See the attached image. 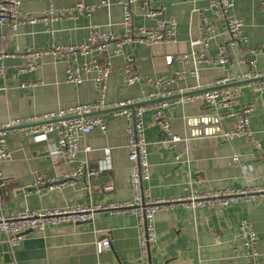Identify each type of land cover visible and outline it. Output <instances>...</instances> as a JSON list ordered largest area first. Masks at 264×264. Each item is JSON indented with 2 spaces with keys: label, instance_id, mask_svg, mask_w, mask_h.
Returning a JSON list of instances; mask_svg holds the SVG:
<instances>
[{
  "label": "crops",
  "instance_id": "0c3cea01",
  "mask_svg": "<svg viewBox=\"0 0 264 264\" xmlns=\"http://www.w3.org/2000/svg\"><path fill=\"white\" fill-rule=\"evenodd\" d=\"M144 1L133 6L134 27L154 29L159 21L174 19V42L128 46L122 55L111 57L105 95L108 108L100 114L106 130L94 129L81 140L77 161H52L49 151L57 142V134L27 136L23 129L9 131L6 138L10 158L2 164L7 184L1 191L0 212L133 201L128 120L114 115L112 108L151 101L150 93L178 97L227 85L241 89L239 106L251 110L248 117L253 137L227 141L223 134L235 127L234 117L220 119L222 112L203 102L183 104L175 102L177 98L167 100L169 106L164 115L171 126L169 138L180 140L170 143L156 124L153 112L144 113L151 175L143 189L151 200L264 189V92L257 89L256 82H248L252 78H244L264 77V11L259 2L236 0L233 15L244 23L245 41L231 45L225 21L209 10L208 0H146V9L159 12L154 18L147 16ZM100 2L24 0L19 7L20 17L36 21L21 22L15 31L11 22L0 25V55L5 56V73L0 75V124L97 101L95 73L84 75L85 81L80 85L67 83V60L46 56L39 69L28 71L24 54L52 45L83 44L93 26L102 32L124 34V11L117 0H110L109 8H101L90 16L43 19L52 8L67 11L78 4L92 6ZM200 16L207 17L217 28L206 52L207 59H215L219 48L228 45L226 65L179 60L190 55L191 40L200 36ZM129 55L135 60V74L143 80L132 86L124 82ZM166 57L174 58L170 65L165 63ZM195 70L197 76L192 74ZM179 73L184 75L178 78ZM147 80H161V86H153ZM105 149L112 151L110 160L104 158ZM234 157L238 158L236 162ZM79 163L99 171L98 176L70 179ZM39 179L62 185L56 189L36 187ZM110 184L114 191L106 192ZM242 221H248L258 236L259 259L255 262L246 258L238 228ZM153 226L156 240L149 246L145 260L140 252L138 217L130 211H99L87 223H65L31 232L13 253L4 250L5 237L0 233V264H264V199H239L226 207L214 208L178 203L157 211ZM103 237L110 240L111 247L98 253L96 242Z\"/></svg>",
  "mask_w": 264,
  "mask_h": 264
},
{
  "label": "built area",
  "instance_id": "2783aa9c",
  "mask_svg": "<svg viewBox=\"0 0 264 264\" xmlns=\"http://www.w3.org/2000/svg\"><path fill=\"white\" fill-rule=\"evenodd\" d=\"M24 0H0V25L6 22L12 23L15 31L17 25L21 22H35L36 19L22 18L19 15V7ZM139 0H117L122 7L123 21L125 29L124 34L116 35L112 32H102L98 27L93 26L89 30V37L83 44L78 45H52L49 49L41 51L28 50L24 55L28 59L27 70L34 71L40 68L41 60L46 56H51L56 60L65 59L68 61L66 70V82L80 85L85 79L84 75L95 73L98 99L94 103L80 104L60 109L57 112H49L43 115L31 117L28 119H16L6 124H0V199L1 191L7 182L2 173V164L10 158V152L7 144V133L18 127H22L27 136H47L57 134V142L49 151L52 161L57 164L61 161L75 162L78 160L81 140L90 134L94 129L106 130V124L103 117L93 113L107 109L105 102L106 83L111 74L110 59L112 56L122 55L124 48L134 45H157L169 44L174 42L177 29V22L172 20L159 21L154 29L144 27H134L133 6ZM259 2L264 11V0ZM143 8L146 9L147 2L144 1ZM209 10L216 17L223 19L227 26V32L230 36V44L238 45L245 41L243 35L244 23L241 19L233 15L236 0H208ZM110 0H101L100 4L86 6L78 4L67 11H57L51 9L45 13L44 20H56L60 16L73 15L90 16L101 8H109ZM147 16L154 18L159 12L146 9ZM200 36L191 40L190 55L179 57L180 61H192L195 64L210 63L213 65H226L229 63L227 55V46L222 45L219 48L218 55L213 60H208L206 52L209 48L211 39L217 34L215 24L205 16L199 19ZM4 55H0V75L5 73L2 60ZM173 57H166L165 63L170 65ZM129 65L124 70V82L128 86L142 83L143 80L134 72V57L129 55ZM198 75L197 70L192 73ZM184 73H179L181 78ZM244 78H258L257 76H245ZM151 85L160 87L161 80L157 82L149 81ZM257 89L264 92V80L256 82ZM241 89L239 87L228 88L217 86L211 90H205L198 94L182 96L175 99L177 103L191 104L201 100L205 105L221 111L220 119L234 117L236 125L233 129L226 131L223 136L227 141L241 138H252L248 117L249 109H242L239 106ZM170 97L167 93H150L149 100L167 99ZM133 103H123L116 105L114 115L124 116L128 120L127 129V148L128 158L131 163V181L134 200L125 203H115L109 206H85L76 205L67 208L42 209L39 211L25 210L14 213L0 212V233L5 237V243L8 251L13 253L31 232L44 231L49 226H58L65 223H87L90 222L94 215L99 211H108L117 213L121 211H130L138 217V228L140 231V252L143 260L148 258L149 246L155 242L156 234L153 226L154 215L157 211L171 208L178 203L190 205L193 208L200 206L226 207L239 199L258 200L264 199V189L254 190H236L222 191L205 194H192L187 197H178L171 199L151 200L146 196L143 189V183L150 179V165L148 162L149 143L145 137V127L143 115L146 111H152L156 124L163 133L168 137L170 143L178 142L177 137L169 138L170 122L164 115V110L169 106V102L163 101L157 104L139 106L135 109L129 108ZM89 149H87L88 151ZM112 155L111 149L104 150L105 160H110ZM235 162L237 157L233 159ZM99 171L89 169L88 165L79 163L76 171L70 179L79 180L94 178L98 176ZM50 186L56 189L62 185L60 182L39 179L36 187ZM106 192L114 191L113 184L105 188ZM239 235L243 242V248L246 258L250 262L259 259L257 251L258 236L253 226L248 221H242L239 225ZM111 247L110 240L103 237L96 242V250L103 253Z\"/></svg>",
  "mask_w": 264,
  "mask_h": 264
},
{
  "label": "water",
  "instance_id": "95a60500",
  "mask_svg": "<svg viewBox=\"0 0 264 264\" xmlns=\"http://www.w3.org/2000/svg\"><path fill=\"white\" fill-rule=\"evenodd\" d=\"M262 80H264V77H263V78H258V79H252V80H250V81H248V82H249V83H254V82L262 81ZM238 84H239V83H238ZM222 87H231V85L222 86ZM208 90H211V89H208ZM201 92H203V91H201ZM201 92L188 93V94H185V95H179L178 97H168L167 99H156V100H151V101H147V102L134 103V104L130 105L129 108H131V109H135L136 107H139V106H146V105H150V104H157V103H160V102L165 101V100H172V99L179 98V97H182V96H189V95H192V94H198V93H201ZM197 102H202V101L199 100V101H197ZM197 102H195V104H196ZM112 110H114V109H112ZM104 112H106V111H99V112H96V113H93V114H94V115H99V114H102V113H104ZM216 118H217V121H218V117H216ZM216 118H215V119H216ZM189 120H190V119H189ZM21 128H22V127H18V128H16V129H21ZM4 250H5L6 252L9 253L7 245H4ZM6 258H7L8 260H10V256H9V254H7V257H6Z\"/></svg>",
  "mask_w": 264,
  "mask_h": 264
}]
</instances>
